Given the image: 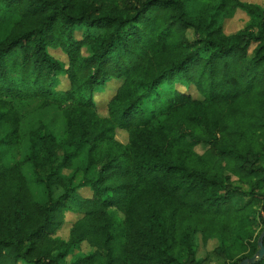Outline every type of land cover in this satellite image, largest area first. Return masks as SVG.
<instances>
[{"label": "trees", "instance_id": "trees-1", "mask_svg": "<svg viewBox=\"0 0 264 264\" xmlns=\"http://www.w3.org/2000/svg\"><path fill=\"white\" fill-rule=\"evenodd\" d=\"M263 228L264 3L0 0V264H238Z\"/></svg>", "mask_w": 264, "mask_h": 264}, {"label": "rangeland", "instance_id": "rangeland-1", "mask_svg": "<svg viewBox=\"0 0 264 264\" xmlns=\"http://www.w3.org/2000/svg\"><path fill=\"white\" fill-rule=\"evenodd\" d=\"M247 1L257 2V3H261V4L264 3V0H247ZM246 19H247V17L245 16V14L242 11L237 10L235 12V14L233 15V17L225 20L226 22L224 24V31L226 33H230V32L235 31L236 29L240 28L244 24ZM51 53L56 57H60V58L63 57L60 50H54ZM112 85H110L108 87V89L105 90L104 92L98 93L95 96V100L97 103V110L101 115L106 114V102L113 92L112 91ZM66 87H67V81H66L65 77H62L59 89H65ZM39 119L46 121L48 123L49 129H51L55 133H58L63 129V125H62V122L60 119L59 111L57 109L51 108V107L43 109L41 111H38V112L30 115L25 120V122L23 123V129L26 130L29 127L30 123H34ZM116 138L122 142H126V133L122 130H117ZM202 150H203V148L200 145L196 146V151L201 152ZM82 193L85 194V192H82ZM76 217H77L76 214H73L70 212L66 213L65 222L57 233L60 237H62V238L67 237L68 228ZM213 246H214V241H209L206 246L199 244V255H203L207 250L211 249ZM88 249H89V247L86 243H83L81 245V251L85 252ZM212 264H222V263H221V261L214 260V261H212Z\"/></svg>", "mask_w": 264, "mask_h": 264}, {"label": "water", "instance_id": "water-1", "mask_svg": "<svg viewBox=\"0 0 264 264\" xmlns=\"http://www.w3.org/2000/svg\"><path fill=\"white\" fill-rule=\"evenodd\" d=\"M263 236H264V228L262 229V231L258 237V240H257L258 249L255 252V254L249 258L242 259L238 264H247L249 262H255L256 260H259L263 257V255H264V246L262 243Z\"/></svg>", "mask_w": 264, "mask_h": 264}]
</instances>
